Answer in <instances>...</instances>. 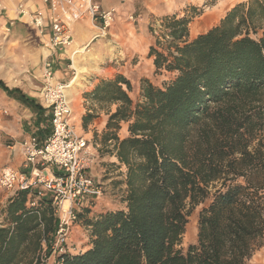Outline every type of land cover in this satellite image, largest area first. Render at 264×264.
Segmentation results:
<instances>
[{
    "label": "trees",
    "instance_id": "16d2710c",
    "mask_svg": "<svg viewBox=\"0 0 264 264\" xmlns=\"http://www.w3.org/2000/svg\"><path fill=\"white\" fill-rule=\"evenodd\" d=\"M189 10L160 19L149 46L154 72L167 81L142 79L134 99L132 82L117 73L83 93L93 106L83 126L115 106L94 143L112 144L126 167V204L93 218L78 213L91 245L56 255L55 264H250L263 247L264 0L235 3L192 39L200 9ZM0 89L41 113L48 127L38 133L49 134L38 103L2 80ZM36 192L19 190L2 208L0 264H39L44 247L50 254L57 216L49 195L29 204ZM197 206L196 240L183 248Z\"/></svg>",
    "mask_w": 264,
    "mask_h": 264
},
{
    "label": "crops",
    "instance_id": "0c3cea01",
    "mask_svg": "<svg viewBox=\"0 0 264 264\" xmlns=\"http://www.w3.org/2000/svg\"><path fill=\"white\" fill-rule=\"evenodd\" d=\"M92 1L97 2L102 9L115 10V21L109 28L107 35L105 37L94 38L99 32V23L90 18L82 20L69 18L68 20L73 27V42L70 46L58 51L55 59L54 79L69 84L73 78L79 77V80L81 79L80 87L77 85L74 90V93L78 91V94L84 91H90L102 79L113 78L103 75L102 71H100V67L96 66V63L105 60L110 54H114L115 56L125 55L128 57L129 54L135 52L129 50V46L133 41H137L138 39L140 42L148 41V43H150L152 38L153 42V37L150 33L153 21L158 20L160 22V19L172 14L182 16L188 12L187 9L199 6L204 0ZM240 1L243 0H216L214 4L207 9V12L193 23V30H196V28H203L201 32L206 31L224 16L230 6ZM18 4H23L29 11L45 9L42 0H0V29L5 28L11 31V35L6 38L7 40L5 41L9 46L7 50L10 51L11 48L16 47L17 52L15 56V70H13L12 73L9 71L6 72L7 77L5 79L7 80H0H2L8 88H18L26 97L38 103L43 109L42 116L45 118L49 115V112L44 108L40 99V91L43 84L41 68L46 54L43 42L48 38L49 30L46 29L44 35H39L36 29L27 24L25 17L17 12L16 7ZM193 30L192 28L189 29V39L194 38L197 33H201H193ZM136 31H138L139 34ZM80 49H84L85 53L83 54H88L85 59L87 62H83L84 59L82 57V59L77 58L79 64L87 65V70L83 73H78L72 66L74 54L76 55ZM14 73H21L18 83H8L11 81L10 77ZM0 91L2 94L0 106L7 109L5 110L6 116L0 113V133L6 136L10 141L5 145L0 143V170L4 167H11L18 172L28 174L35 166L24 162V157L20 151V142L30 135H35L40 142H43L49 134L45 135L43 132V134L39 135L38 129L44 130L47 128L46 120H42L41 113L34 107L26 106L8 96L3 90L0 89ZM74 93L70 97H73ZM71 103H74V101L70 100L71 109H73ZM75 103H80L82 105L83 103L89 104L81 95ZM82 105H80V109L74 105V112L77 113L76 116H78L80 120L85 114ZM38 117L40 121H38ZM38 122L39 124H37ZM48 123L50 129V119ZM105 123L106 120L104 121V126ZM123 124H121V129L123 127L127 128V124ZM41 135L43 136L41 137ZM38 167L41 166L38 165ZM123 186L126 187L125 184ZM36 187H38V185ZM12 196L13 193L5 199L2 208H4L8 199ZM101 212L102 211H100V213ZM1 219L2 215L0 216V220ZM75 234L76 236H72V238L74 237V242H78V238L83 239L81 232L76 228L73 235ZM85 245L84 248H80V246L77 245V247H79L78 250L82 249V251H84L88 249L91 245L90 241ZM78 250L69 251V253H78ZM51 257L53 256L50 255V258ZM53 258V264H55L56 256Z\"/></svg>",
    "mask_w": 264,
    "mask_h": 264
},
{
    "label": "built area",
    "instance_id": "2783aa9c",
    "mask_svg": "<svg viewBox=\"0 0 264 264\" xmlns=\"http://www.w3.org/2000/svg\"><path fill=\"white\" fill-rule=\"evenodd\" d=\"M42 2L45 9L29 11L23 4H18L16 10L39 35H44L45 30H49V36L43 42L46 54L41 68L43 84L40 99L49 112L50 133L43 142L35 135L20 142L24 162L35 167L28 174L11 167L2 168L0 188L10 190L13 195L19 190L36 189L35 197L29 202L31 206H35L41 197H52L57 227L49 255H59L68 252L67 243L73 226L78 222V212L85 195H98L100 188L95 185L89 171L92 147L88 139L76 134L71 122L72 109L66 94L68 83L54 79L56 54L73 42V27L69 18H90L98 22L99 32L94 38L105 37L115 21V10L102 9L92 0ZM66 199L69 200L68 205L64 204ZM47 260L44 247L39 264H46Z\"/></svg>",
    "mask_w": 264,
    "mask_h": 264
},
{
    "label": "rangeland",
    "instance_id": "374dc122",
    "mask_svg": "<svg viewBox=\"0 0 264 264\" xmlns=\"http://www.w3.org/2000/svg\"><path fill=\"white\" fill-rule=\"evenodd\" d=\"M216 0H204L202 4H199V6H196L200 9V12L194 16L191 23L189 24V29L194 26V22L197 21L204 13L207 12V9L210 8L214 4ZM247 1V0H243ZM241 2V1H240ZM231 7V6H230ZM187 15H191V10L187 9ZM220 21V20H219ZM218 21V22H219ZM217 22V23H218ZM216 23V24H217ZM160 22L153 21L152 27L150 28V33L153 37V42L151 38V42L148 43V41L140 42L133 41L131 45L129 46V50L135 51L134 53L129 54V56H115L114 54H110L105 60H102L98 63H96V66L100 67V71H102V74L105 76H111L114 77L117 73H121L124 76H126L133 84V92L131 93V96L136 99L138 98V89L140 86V82L142 79H147L151 81L155 85H161L164 81H167L169 79V75L164 72H154V66L152 63V57L148 56V50L149 46L155 44L156 36L158 35V27ZM213 26V25H212ZM211 26V27H212ZM155 31V32H154ZM203 31V28H196V30H193V33L195 32H201ZM138 34L139 32L136 31ZM199 34V33H197ZM11 35V31L9 29H0V79H5L6 72H11L15 70V56H16V47H13L10 49V51L7 50L9 47L8 44H6V38H8ZM192 39V38H191ZM7 50V51H6ZM83 62H87V60H83ZM84 65V64H83ZM87 68V65H85ZM104 69V70H103ZM76 73V71H75ZM21 73H14L10 78L11 81L8 83H18V79ZM73 76V75H72ZM7 80V79H5ZM81 80V79H80ZM80 87V84L78 85ZM74 93L73 97H70V100H73L74 103H71L73 106V113H72V125L75 127L76 134L81 135L88 139V142L90 144L91 151L93 153L92 161L90 162V168L89 171L91 175L94 178L95 185H97L100 188V194H86L85 199L83 200L82 208L80 209V212H86L87 218H93L95 215L99 214L100 211L104 212L106 210H115V209H124L125 208V202H124V196L126 193V187L123 185L125 184V172L126 167L119 163L117 158L114 156V153L112 151V144H108L109 146L103 147L101 144L95 145L94 141V133L100 134L104 129V121L107 119L106 110H114L115 106L112 105L110 107H103L102 110L99 111L97 116L92 119L86 126H83L82 120L78 118L77 113L74 112V105L79 107L80 109V103L77 102V99H79V96L83 97V93ZM1 91H0V99H1ZM84 98V97H83ZM83 108L85 110V113L87 112L88 108H91L90 104H84ZM97 108V106H94ZM7 110L0 106V113L3 116H6V113L4 111ZM123 124V123H122ZM123 125H126L125 123ZM48 127V125H47ZM127 128L123 127L119 130L118 135L120 138H123L127 136ZM10 141L7 139L6 136L2 135L0 133V143L2 145L8 144ZM98 142V141H97ZM1 171V170H0ZM62 173V171H58ZM11 194L10 190L2 189L0 188V216H1V210L2 205L5 203V199ZM8 195V196H6ZM201 206H197L191 215L189 216V221L186 225V230L183 235L182 239V247L185 248L187 244L192 243L196 240L197 235V214ZM81 214V213H80ZM75 228L81 232V235L83 236V239L78 238V242H74V237L76 236L74 234ZM87 226L85 225V221L83 220V216H80L78 218V222L73 226L71 236L67 243V250L74 251L78 250L80 248H84L86 246L85 244H88L89 241V231L87 230ZM74 249V250H73ZM82 251V249H79ZM78 250V252H80ZM75 254V253H72ZM48 256V260L46 264H53V257L56 255H51L53 257L50 258V255ZM250 264H264V245L261 247L257 252L254 253Z\"/></svg>",
    "mask_w": 264,
    "mask_h": 264
},
{
    "label": "bare ground",
    "instance_id": "6f19581e",
    "mask_svg": "<svg viewBox=\"0 0 264 264\" xmlns=\"http://www.w3.org/2000/svg\"><path fill=\"white\" fill-rule=\"evenodd\" d=\"M76 53H77V52H76ZM83 53H85V52H84V49H80L76 55L74 54V61H73L72 66L74 67V69L77 70L78 73H83V72H85V71L87 70L86 66H85V65H82V64H79V62H78V60H77V58H81V57H82L83 59H86V58H87V55H88V54L86 55V54H83ZM82 58H81V59H82ZM81 61H82V60H81ZM81 61H80V62H81ZM77 76H78V75H77ZM79 84H80L79 77H75V78H73V79L69 82V84L67 85V88H66V93L68 94L69 98H70V96L74 93L75 87H76L77 85H79ZM68 202H69V200L66 199L65 202H64V204H65V205H68Z\"/></svg>",
    "mask_w": 264,
    "mask_h": 264
}]
</instances>
